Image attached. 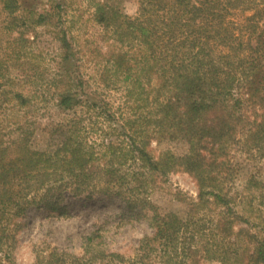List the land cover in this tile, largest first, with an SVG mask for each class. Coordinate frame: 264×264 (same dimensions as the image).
<instances>
[{
  "label": "trees",
  "instance_id": "16d2710c",
  "mask_svg": "<svg viewBox=\"0 0 264 264\" xmlns=\"http://www.w3.org/2000/svg\"><path fill=\"white\" fill-rule=\"evenodd\" d=\"M93 2L95 22L118 46L106 73L123 78V116L92 101L82 80L66 71L52 81L55 106L97 114L56 124L36 148L34 123L22 113L33 101L11 72L30 75L21 54L54 13L36 0H0V46L7 47L0 49V264H13L15 234L31 211L63 214L66 199L95 197L147 211L152 234L132 257L105 251L90 235L81 255L52 251L35 264H264V199L256 209L244 203L249 213L240 215L225 189L238 171L232 154L264 157V0H137L132 16L108 0ZM65 36L58 38L63 61L71 56ZM152 140L184 142L187 152L155 159ZM178 170L198 190L185 213L149 198ZM258 188L254 177L245 181L248 196L257 197ZM207 206L217 214L209 222L199 213ZM237 221L256 231L235 232Z\"/></svg>",
  "mask_w": 264,
  "mask_h": 264
},
{
  "label": "rangeland",
  "instance_id": "374dc122",
  "mask_svg": "<svg viewBox=\"0 0 264 264\" xmlns=\"http://www.w3.org/2000/svg\"><path fill=\"white\" fill-rule=\"evenodd\" d=\"M93 1L36 0L40 10L52 11L54 17L48 27H38L33 35H29L32 42L21 54V61L32 69L30 75L26 76L20 70L11 72V76L20 81L24 96L30 97L33 101L30 109L22 113L34 123L35 134L32 144L36 148L43 146L47 140L46 131L56 124L66 123L79 116L84 119L91 116L95 119L94 115L97 114V111L87 113L81 107L61 111L55 106L52 81L66 71L73 72L74 77L82 80L83 88L89 92L92 101L99 105L104 103L110 107L111 112L123 116V78L114 79L110 73H106L112 69L109 53L118 46L107 39L105 31L95 22ZM108 3L129 16L135 14L137 0H108ZM63 33L71 48V56L66 61L61 58L58 42ZM0 49L7 50V47L1 45ZM105 75L109 76L108 86L102 80ZM94 121L96 128L103 127L102 118ZM94 133L95 137L100 135L99 131ZM149 151L155 159L165 151L182 156L186 154L187 146L181 141L152 140ZM231 161L232 165L238 166V171L234 180L229 182L225 189L232 198L234 211L240 215H248V206H245V209L243 204H250L256 209L257 204L264 199V157L256 162L248 161L235 152ZM250 176L261 186L255 193L257 200L254 199L257 197L248 196L251 193L244 189L245 181ZM197 192L193 178L178 170L169 174L165 182L160 184L149 198L155 205L165 210L185 213L189 209L188 202L196 201ZM238 197L242 205L238 203ZM208 210L207 206L199 213L207 212V221L216 218V210L209 212ZM146 215H149L147 211H130L114 198L95 197L92 200L68 198L64 202L63 214L33 210L27 215L24 225L15 234L11 260L13 264H35L37 257H46L52 251L81 255L83 241L90 235H96V240L105 251L125 258L132 257L139 241L145 235L152 234ZM249 221L251 222V219ZM233 226L235 232L240 229L250 233L256 231L255 226L238 221ZM203 264L220 263L205 261Z\"/></svg>",
  "mask_w": 264,
  "mask_h": 264
}]
</instances>
